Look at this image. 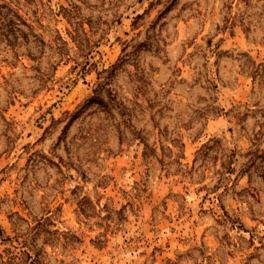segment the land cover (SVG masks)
Segmentation results:
<instances>
[{"label":"rangeland","instance_id":"374dc122","mask_svg":"<svg viewBox=\"0 0 264 264\" xmlns=\"http://www.w3.org/2000/svg\"><path fill=\"white\" fill-rule=\"evenodd\" d=\"M0 264H264V0H0Z\"/></svg>","mask_w":264,"mask_h":264},{"label":"trees","instance_id":"16d2710c","mask_svg":"<svg viewBox=\"0 0 264 264\" xmlns=\"http://www.w3.org/2000/svg\"><path fill=\"white\" fill-rule=\"evenodd\" d=\"M0 237H3V230L0 228ZM40 264V263H38Z\"/></svg>","mask_w":264,"mask_h":264}]
</instances>
